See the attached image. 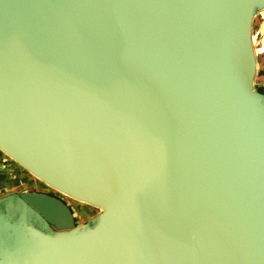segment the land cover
Here are the masks:
<instances>
[{"label":"water","instance_id":"water-1","mask_svg":"<svg viewBox=\"0 0 264 264\" xmlns=\"http://www.w3.org/2000/svg\"><path fill=\"white\" fill-rule=\"evenodd\" d=\"M264 0H0V152L99 212L0 198V264H264Z\"/></svg>","mask_w":264,"mask_h":264},{"label":"rangeland","instance_id":"rangeland-1","mask_svg":"<svg viewBox=\"0 0 264 264\" xmlns=\"http://www.w3.org/2000/svg\"><path fill=\"white\" fill-rule=\"evenodd\" d=\"M252 41L257 61L254 86L257 90L264 92V10L258 13L253 20ZM30 178L33 180V185L29 186L28 189L32 192L53 195L61 199L70 208L76 225L86 223L99 212L93 207L76 202L53 191L32 176Z\"/></svg>","mask_w":264,"mask_h":264},{"label":"crops","instance_id":"crops-1","mask_svg":"<svg viewBox=\"0 0 264 264\" xmlns=\"http://www.w3.org/2000/svg\"><path fill=\"white\" fill-rule=\"evenodd\" d=\"M0 198L10 194L32 192L28 188L33 185L30 174L13 163L0 152Z\"/></svg>","mask_w":264,"mask_h":264},{"label":"built area","instance_id":"built-area-1","mask_svg":"<svg viewBox=\"0 0 264 264\" xmlns=\"http://www.w3.org/2000/svg\"><path fill=\"white\" fill-rule=\"evenodd\" d=\"M4 169V166L0 164V170H3Z\"/></svg>","mask_w":264,"mask_h":264}]
</instances>
